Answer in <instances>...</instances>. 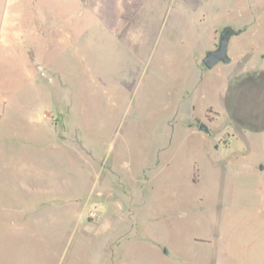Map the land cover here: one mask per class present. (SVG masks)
<instances>
[{"label": "rangeland", "instance_id": "obj_1", "mask_svg": "<svg viewBox=\"0 0 264 264\" xmlns=\"http://www.w3.org/2000/svg\"><path fill=\"white\" fill-rule=\"evenodd\" d=\"M180 5L165 22L198 15L187 33L91 35L86 20L70 34L84 49L69 58L75 73L53 78L63 114L52 116L68 125V202H39L47 224L29 232L0 225V264H264V78L226 90L264 54V19L238 28L230 61L208 69L223 27L208 29L206 0Z\"/></svg>", "mask_w": 264, "mask_h": 264}, {"label": "crops", "instance_id": "obj_2", "mask_svg": "<svg viewBox=\"0 0 264 264\" xmlns=\"http://www.w3.org/2000/svg\"><path fill=\"white\" fill-rule=\"evenodd\" d=\"M206 1L208 29H214L211 33L224 26L257 27L259 20L264 19V0ZM182 2L186 0H0L2 227L10 225L28 231L31 221L38 223V227L47 224L41 214L38 219L35 214L39 202L43 203L46 197L49 202L56 199L58 209L67 205L69 147L63 132L68 125H54L52 116L63 114L59 94L53 93V78H68L71 69L75 73L78 62H71L70 66L69 58L78 59L79 51L84 49L78 39L69 43L70 34L76 35L82 28L84 35L86 20L91 35H100L102 27L113 35L160 34L166 28L187 33L190 31L180 29L197 27L198 15L173 16L165 22L166 6H170L167 10H180ZM103 19L108 22H99ZM227 78L235 81L230 85V79L227 80V91L255 86L264 78V54L255 65L249 63ZM241 81L246 84H238ZM228 110L231 118L251 130L243 123L245 117L239 109ZM245 120L252 121L249 116ZM63 224L68 223L60 219L51 226L57 229L56 233L62 229V233L67 231ZM56 240L59 241L58 236Z\"/></svg>", "mask_w": 264, "mask_h": 264}, {"label": "water", "instance_id": "obj_3", "mask_svg": "<svg viewBox=\"0 0 264 264\" xmlns=\"http://www.w3.org/2000/svg\"><path fill=\"white\" fill-rule=\"evenodd\" d=\"M239 32L240 30H235L230 26H224L219 33L216 47L205 51L201 60L203 65L210 69L219 62H229L230 56L227 53L229 40ZM197 128L201 132L210 133V127L206 122L200 121ZM164 252H166V248H164Z\"/></svg>", "mask_w": 264, "mask_h": 264}, {"label": "flooded vegetation", "instance_id": "obj_4", "mask_svg": "<svg viewBox=\"0 0 264 264\" xmlns=\"http://www.w3.org/2000/svg\"><path fill=\"white\" fill-rule=\"evenodd\" d=\"M195 122H196V125H197V127H198V124H199L200 120L195 119ZM206 134L208 135V133H206Z\"/></svg>", "mask_w": 264, "mask_h": 264}]
</instances>
